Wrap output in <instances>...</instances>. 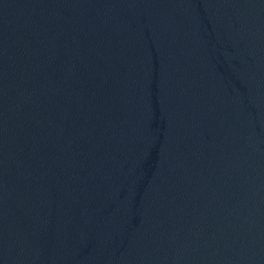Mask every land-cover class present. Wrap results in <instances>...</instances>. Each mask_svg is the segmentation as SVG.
I'll use <instances>...</instances> for the list:
<instances>
[{
    "label": "water",
    "instance_id": "obj_1",
    "mask_svg": "<svg viewBox=\"0 0 264 264\" xmlns=\"http://www.w3.org/2000/svg\"><path fill=\"white\" fill-rule=\"evenodd\" d=\"M0 264H264V0H0Z\"/></svg>",
    "mask_w": 264,
    "mask_h": 264
}]
</instances>
